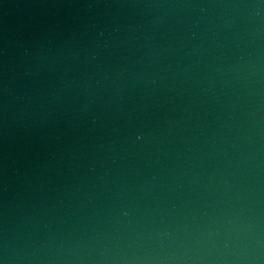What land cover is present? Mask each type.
I'll return each instance as SVG.
<instances>
[{"label": "water", "instance_id": "obj_1", "mask_svg": "<svg viewBox=\"0 0 264 264\" xmlns=\"http://www.w3.org/2000/svg\"><path fill=\"white\" fill-rule=\"evenodd\" d=\"M0 264H264V0H0Z\"/></svg>", "mask_w": 264, "mask_h": 264}]
</instances>
